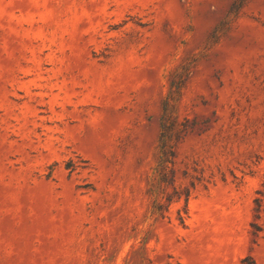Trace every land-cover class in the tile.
<instances>
[{
  "label": "rangeland",
  "instance_id": "1",
  "mask_svg": "<svg viewBox=\"0 0 264 264\" xmlns=\"http://www.w3.org/2000/svg\"><path fill=\"white\" fill-rule=\"evenodd\" d=\"M0 264H264V0H0Z\"/></svg>",
  "mask_w": 264,
  "mask_h": 264
},
{
  "label": "trees",
  "instance_id": "2",
  "mask_svg": "<svg viewBox=\"0 0 264 264\" xmlns=\"http://www.w3.org/2000/svg\"><path fill=\"white\" fill-rule=\"evenodd\" d=\"M171 87H173L171 85ZM180 84H175L174 88H170L171 91H179L180 90ZM167 104V101L165 102ZM165 108V107H164ZM164 117V116H163ZM163 122L161 124L162 127V132H161V136H160V151H161V159L164 160L165 162H171V160H169V157L172 156V151H171V146L167 144V140H168V131L171 129L172 127V123L171 122H167L166 118H162ZM166 169V166L163 167V171Z\"/></svg>",
  "mask_w": 264,
  "mask_h": 264
}]
</instances>
